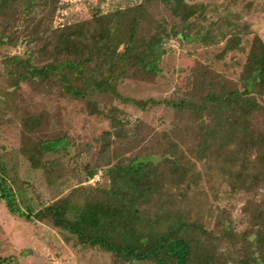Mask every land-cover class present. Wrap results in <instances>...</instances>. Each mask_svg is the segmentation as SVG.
I'll return each instance as SVG.
<instances>
[{
  "label": "trees",
  "instance_id": "16d2710c",
  "mask_svg": "<svg viewBox=\"0 0 264 264\" xmlns=\"http://www.w3.org/2000/svg\"><path fill=\"white\" fill-rule=\"evenodd\" d=\"M12 1L0 0V14ZM38 2L43 5L23 0L26 17ZM152 4H160L175 21L154 18ZM87 10L89 17L29 34L24 38L27 51L1 58L3 75L14 87L55 83L63 94L83 100L90 112L99 93L142 109L165 104L175 115L161 132L168 141L159 154H134L108 165L106 179L92 188L100 197L78 208L70 204L71 191L32 210L10 184V170L0 156V196L8 210L27 220L48 222L82 246L107 251L122 264H264V196L257 198L264 180V133L254 131L252 119L255 113L264 114V105L253 95L264 96V41L246 31V22L230 0L209 5L140 0L107 12L91 5ZM188 38L214 44L218 57L244 52L237 82L205 78V65L196 73L191 92L178 97L137 99L119 91L130 74L160 72L169 39ZM40 120L29 115L22 124L31 129ZM115 122L111 121L113 132L105 130L101 136L98 157L108 152L112 133L124 134ZM47 143H33L24 151L33 167L49 170L47 156L55 147ZM199 161L212 186L225 183L230 190L249 194L242 206L245 228L237 230L226 209H220L208 226L207 219H201L204 215L195 212L203 208L187 204L183 188L198 180ZM104 164L109 159L86 164L87 177Z\"/></svg>",
  "mask_w": 264,
  "mask_h": 264
},
{
  "label": "rangeland",
  "instance_id": "374dc122",
  "mask_svg": "<svg viewBox=\"0 0 264 264\" xmlns=\"http://www.w3.org/2000/svg\"><path fill=\"white\" fill-rule=\"evenodd\" d=\"M35 9L25 16L23 0H13L4 14H0V60L2 57L21 54L28 49L25 39L29 34L54 28L56 25L89 17L88 6L103 12L116 7L134 4L140 0H39ZM205 5L220 0H193ZM54 3L55 7H54ZM232 9L246 22V31L256 33L264 41V0H230ZM154 18H174L160 4H152ZM207 15L212 19V12ZM36 44L32 45L35 46ZM159 68L153 76L130 74L118 86L130 98L164 99L189 93L195 84V75L207 68L203 76L233 84L244 58V52L231 51L217 56L214 44L202 45L195 38L183 41L169 39L165 44ZM213 81V82H214ZM242 89V85L238 84ZM204 88V83L200 86ZM184 93V94H185ZM264 105V96L253 94ZM96 107L91 110L83 100L63 94L55 83L37 85L21 83L11 86L3 75L0 63V156L10 170V184L18 196L32 210L74 191L70 198L72 207L78 208L87 199L99 198L93 187L106 179L108 165L116 164L134 154H159L168 140L161 136L170 126L173 111L165 104L148 105L145 109L123 103L116 97L95 95ZM38 115L41 120L31 129L23 126V119ZM114 117L118 123L115 122ZM113 119V120H112ZM254 131L264 133V114H253ZM111 121L121 125L123 136L112 133L110 148L102 157L96 151L105 130L112 131ZM113 132V131H112ZM39 141L52 143L55 149L47 157V168L33 167L25 157L30 145ZM56 144V146L54 145ZM181 148L184 146L179 144ZM191 157V156H190ZM109 159L96 172L87 177L88 168L100 160ZM201 173L202 162L196 165ZM98 180H93L95 175ZM188 205L200 217L212 224L220 209L229 211L237 230L246 227L247 215L242 211L248 193L228 189L225 183L211 185L201 173L189 189ZM264 196V180L259 185L257 198ZM23 207V203L21 205ZM0 264H122L111 254L98 247L82 246L76 238L45 221L27 220L8 210L0 196ZM135 264H152L150 262Z\"/></svg>",
  "mask_w": 264,
  "mask_h": 264
},
{
  "label": "built area",
  "instance_id": "2783aa9c",
  "mask_svg": "<svg viewBox=\"0 0 264 264\" xmlns=\"http://www.w3.org/2000/svg\"><path fill=\"white\" fill-rule=\"evenodd\" d=\"M67 1H68V0H64V2H67ZM99 176H100L99 174H98V175H95V177L93 178V180H98V179H100Z\"/></svg>",
  "mask_w": 264,
  "mask_h": 264
}]
</instances>
